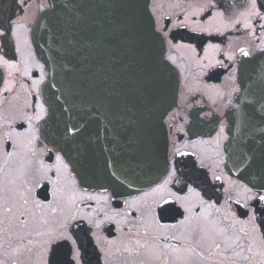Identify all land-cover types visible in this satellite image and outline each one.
Returning a JSON list of instances; mask_svg holds the SVG:
<instances>
[{"label": "flooded vegetation", "instance_id": "1", "mask_svg": "<svg viewBox=\"0 0 264 264\" xmlns=\"http://www.w3.org/2000/svg\"><path fill=\"white\" fill-rule=\"evenodd\" d=\"M46 7L47 0H24L23 5L0 0V31L5 32L0 36V188L31 189L25 216H19L18 205L13 213L0 207V259L7 253L19 264H42L48 235L40 233L58 227L75 240L65 241L61 249L65 264H74L71 249L76 247L81 264H213L207 251L196 246L200 237L214 239L222 249L233 241L252 249L240 255L226 251L224 264H259L264 204L247 200L251 193L243 185L248 183L227 168L236 136L234 109L226 105L229 98L237 102L236 93L228 94L240 86L238 69L247 58L240 49L254 56L258 46L264 47V20L249 15V0H150L166 59L179 74L177 103L164 118L167 160L174 162L175 176L162 191L153 189L168 178L166 171L135 191L100 189L81 185L63 152L68 168L57 162L59 149L45 136L44 121L34 119L39 105L48 106V69L32 36ZM258 10L264 14L259 0ZM10 24L15 35L8 31ZM221 121L228 139L218 142ZM35 129H40L38 140L32 139ZM177 149L187 155L174 154ZM114 189L119 195L113 198ZM88 195L98 199L88 200ZM33 199L43 207H35ZM14 216L19 218L9 219ZM25 219L26 225H21ZM45 219L49 224L41 226ZM21 236L32 240L31 251L21 247L13 255V249L27 244ZM192 248L200 255L185 251Z\"/></svg>", "mask_w": 264, "mask_h": 264}, {"label": "snow or ice", "instance_id": "2", "mask_svg": "<svg viewBox=\"0 0 264 264\" xmlns=\"http://www.w3.org/2000/svg\"><path fill=\"white\" fill-rule=\"evenodd\" d=\"M19 2L23 5L24 0ZM249 5V15L264 20V14L258 10V0H249ZM211 6L210 3L209 7ZM140 8L141 0H47V7L41 8L48 16V31L53 42L58 44L61 80L57 89L59 94L53 93L55 99L49 101L47 107L44 104L39 105V111L34 119L37 122L43 120L44 132L48 133L51 130L55 135L56 139L51 141L57 143L59 148L55 158L64 169L68 168V164L64 162L60 153L71 156L75 151L73 164L85 183L96 179L101 173L117 179L120 176L127 179L129 168L121 163V159H126L129 165L144 168L150 166L156 157L155 112L160 85L151 51L152 45L160 37L154 14H149L145 18ZM245 27L252 25L246 24ZM261 28L264 29V24ZM8 31L15 35L11 24ZM3 35L5 32L0 31V36ZM256 50L264 54V47L258 46ZM240 52L244 57L253 56L252 52L244 49H240ZM41 68L43 69V66ZM238 70H243V64ZM43 79L42 76L41 80ZM51 86L56 87L55 84ZM241 90V87L236 85L228 95L231 97L232 93L239 94ZM237 100L238 102L234 103L229 98L226 106L239 114L240 121L246 128L262 133L258 139L253 136V142L245 144L246 150L242 149L237 157L238 163L252 176L251 186L244 184L243 188L245 192L251 193L247 200L264 204V127L255 128L256 124L264 125L262 102L264 69H261L257 79L249 84L248 95L243 99L237 96ZM220 125L218 142L221 139H228V136L223 135L225 131L223 121ZM39 131L40 129L34 130L33 140L39 139L37 134ZM102 134H105L104 138L107 140L103 146V153L106 155L101 158L92 157L83 146L82 140L89 139L91 135H94L96 140H101ZM108 143L112 144L111 148L108 147ZM174 154L187 155L179 153L178 149ZM96 155L100 156L99 153ZM165 169L168 178L158 184L153 191L165 190L175 176V166L171 158L165 162ZM124 182L121 181L122 184ZM30 191L31 189L26 186L24 191H20L19 187L7 190L0 188V207L5 213H13L14 206L18 205L16 211L19 212V216H25L30 212L26 207L29 204L27 193ZM115 195L119 193L114 189L113 198ZM86 198L98 199L92 195ZM104 199L108 197L105 196ZM10 200L12 204L9 203ZM32 203L37 208L43 207L38 199H33ZM244 207H249L247 201ZM52 211L55 212L56 209ZM256 211L257 208L253 205L252 220H255ZM13 218L19 217L9 219ZM20 223L26 225V219ZM48 224L49 221L46 219L41 221V226ZM40 234L48 235L43 247V253L46 255L42 254V264H65L61 259V249L65 247V241L71 240L75 244L72 236L59 231L58 227ZM193 235L199 234L194 232ZM261 235L264 246V232ZM20 239L27 240V244L13 249V255L20 252L21 247L25 251H31L32 240L26 236H21ZM196 246L201 247L202 252L207 251V258L213 261V264H224L228 259L224 255L226 251H235L236 255L252 251L251 248L245 249L236 241L231 245L226 244L222 249L214 239L206 237H200L196 241ZM2 247L0 244V248ZM185 251L200 255L194 248ZM71 253L72 262L81 264L79 248L71 249ZM258 255L262 257L259 264H264V250ZM4 256L5 258L0 259V264H19L7 253ZM161 264L164 262L161 261Z\"/></svg>", "mask_w": 264, "mask_h": 264}, {"label": "water", "instance_id": "3", "mask_svg": "<svg viewBox=\"0 0 264 264\" xmlns=\"http://www.w3.org/2000/svg\"><path fill=\"white\" fill-rule=\"evenodd\" d=\"M259 2L264 7V0H259ZM149 3L150 0H141L140 12L145 16V18L147 17V15L152 14L149 8ZM48 28V16L45 14V12H43L33 29L32 36L38 55L45 62L49 71L50 79L44 86V96L47 104L49 101L55 99L53 93H56L57 95L59 94L57 92V89L60 86L61 80L60 65L58 60L59 54L57 52L58 44L53 42ZM158 35L160 39L154 42L151 51L153 63L158 71L160 85L158 93V103L155 112V121L157 124L156 157L150 166L144 168L136 167L135 165H129L126 159H121V163H123L125 167L129 168L127 179H125L124 176H120V178L117 179L116 177L106 176L101 173L97 176L96 179L89 180L87 183H85L81 177V174L73 164V160L75 159L76 155L75 151H73L71 156H65L71 163L74 172L77 174L80 180L81 185L85 187L89 186L100 189L107 187H116L123 188L124 190L135 191L152 184L166 171L165 162L167 161L168 136L164 124V118L177 103L179 90V74L174 66L168 60H166L165 41L159 32ZM242 64L243 70H239V82L242 90L239 94L236 95L237 102V96L243 99L248 95L249 84L253 80L257 79L260 74V70L264 69V54L258 53L251 58L247 57L240 63V68ZM53 84H55L56 87H52L51 85ZM241 106L244 107V105ZM256 107L258 108L259 104H257ZM249 110H251V108H249ZM43 125L42 130L44 132ZM261 127H264V125H255L256 129H259ZM94 131L95 126H93L92 128V132ZM44 134L50 142L56 139L51 130L48 133L44 132ZM232 134L235 135L236 138L232 140V145H230L232 146V159L230 158L229 163L227 164V168L233 176L250 184L252 176L247 172L243 165L238 163L237 157L240 155L242 149L246 150L244 148L245 144L253 142V136L258 139L262 133H260L259 131H253L250 128H246L241 123L239 114L234 110L232 112ZM104 135L105 134H102L101 140H96L94 135H91L89 139L82 140V144L87 149L90 156L101 158L106 155L105 153H103V146L107 143ZM51 143L58 148L57 143ZM60 146H63L62 143L60 144ZM108 147L111 148L112 144L108 143ZM116 151L118 152L119 149H116ZM97 153L100 154L99 157H97ZM121 181L125 182L122 184Z\"/></svg>", "mask_w": 264, "mask_h": 264}]
</instances>
